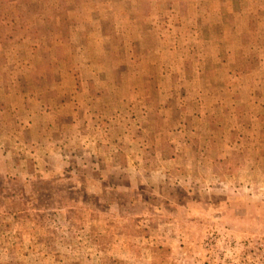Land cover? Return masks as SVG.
Returning a JSON list of instances; mask_svg holds the SVG:
<instances>
[{"label": "rangeland", "instance_id": "rangeland-1", "mask_svg": "<svg viewBox=\"0 0 264 264\" xmlns=\"http://www.w3.org/2000/svg\"><path fill=\"white\" fill-rule=\"evenodd\" d=\"M0 264H264V0H0Z\"/></svg>", "mask_w": 264, "mask_h": 264}]
</instances>
